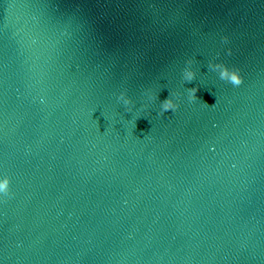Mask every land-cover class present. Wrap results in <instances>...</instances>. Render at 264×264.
<instances>
[{
    "label": "water",
    "instance_id": "1",
    "mask_svg": "<svg viewBox=\"0 0 264 264\" xmlns=\"http://www.w3.org/2000/svg\"><path fill=\"white\" fill-rule=\"evenodd\" d=\"M0 175V264H264V0H0Z\"/></svg>",
    "mask_w": 264,
    "mask_h": 264
},
{
    "label": "clouds",
    "instance_id": "2",
    "mask_svg": "<svg viewBox=\"0 0 264 264\" xmlns=\"http://www.w3.org/2000/svg\"><path fill=\"white\" fill-rule=\"evenodd\" d=\"M222 42L225 45L228 44L229 43L228 37H224ZM227 54L228 55L232 54L231 48L227 50ZM195 64H196V61L194 59H189L186 62V66L182 72V80L184 83H191L192 81L197 79L198 73L195 68ZM207 67H208V70L216 73L218 78L221 81H224L233 87L239 88L245 82L244 76L242 75L241 71L237 68H230L224 63H217V62H212L208 64ZM198 90H199L198 88L187 89L188 99L190 101L197 100ZM147 95L149 96L150 100L154 101L158 99V96L152 93L151 91H149ZM175 95H178V94L171 93V96L169 99L160 103V114L161 115H164L165 113L169 111L174 112L178 108V104L172 98ZM43 102H44L43 99H41V103ZM117 102L122 103L125 107H128L129 105L132 104V101L127 97L126 93H121L117 97ZM128 110L131 111V108H128ZM11 184H12V181L9 177L0 175V201H3L5 198H10L12 196Z\"/></svg>",
    "mask_w": 264,
    "mask_h": 264
}]
</instances>
